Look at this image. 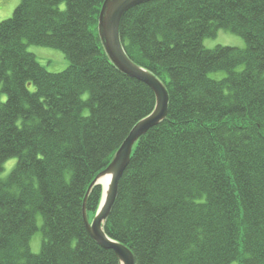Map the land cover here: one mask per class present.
I'll return each mask as SVG.
<instances>
[{
  "label": "trees",
  "instance_id": "16d2710c",
  "mask_svg": "<svg viewBox=\"0 0 264 264\" xmlns=\"http://www.w3.org/2000/svg\"><path fill=\"white\" fill-rule=\"evenodd\" d=\"M104 2L20 0L0 22V173L15 160L0 179V264H118L89 237L82 206L95 215L91 183L155 98L104 53ZM219 30L245 47L205 49ZM119 37L168 108L133 146L104 233L134 264H264V0L150 1L124 14ZM28 45L68 67L47 72Z\"/></svg>",
  "mask_w": 264,
  "mask_h": 264
},
{
  "label": "water",
  "instance_id": "95a60500",
  "mask_svg": "<svg viewBox=\"0 0 264 264\" xmlns=\"http://www.w3.org/2000/svg\"><path fill=\"white\" fill-rule=\"evenodd\" d=\"M154 0H105L98 17L97 31L104 53L109 61L123 75L144 83L150 88L155 98V106L150 115L140 120L129 132L126 139L115 153L111 163L94 181L93 186H101L98 180L104 176L110 177L109 185L102 188L98 209L88 223L83 202L82 219L89 237L101 248L111 250L118 264H134L132 253L122 244L110 239L103 230L109 212L114 204L118 181L127 167L133 146L151 128L160 124L167 116L168 94L163 84L151 73L134 64L125 54L119 37V25L122 17L130 9ZM89 190L86 196L89 193Z\"/></svg>",
  "mask_w": 264,
  "mask_h": 264
},
{
  "label": "rangeland",
  "instance_id": "374dc122",
  "mask_svg": "<svg viewBox=\"0 0 264 264\" xmlns=\"http://www.w3.org/2000/svg\"><path fill=\"white\" fill-rule=\"evenodd\" d=\"M19 2L20 0H0V22L9 19L12 16L14 9L18 6ZM203 46L205 49H213L217 46L239 48V49H243L245 47L244 42L241 38L224 30H219L214 38L205 39L203 41ZM27 51L36 57L38 63L42 67H44L47 72L60 73L64 71L69 65L68 61L58 50L28 45ZM238 70H240V67L238 68ZM209 76L214 80H221L225 77V74L222 72H217V73H212ZM4 101H5V96L1 95V102ZM14 165H15L14 159L6 162L2 172L0 173V179H5L13 169ZM100 189L102 192V186H100ZM93 218H94V214L92 215V217H88L87 218L88 223H91ZM36 225L38 228L41 227L40 216L36 217ZM41 242H42L41 232L38 231L32 236L29 245L30 251L33 254H39ZM233 264H238V263H233Z\"/></svg>",
  "mask_w": 264,
  "mask_h": 264
},
{
  "label": "bare ground",
  "instance_id": "6f19581e",
  "mask_svg": "<svg viewBox=\"0 0 264 264\" xmlns=\"http://www.w3.org/2000/svg\"><path fill=\"white\" fill-rule=\"evenodd\" d=\"M110 182V177L109 176H104L98 180V183L101 184L102 188L104 191L107 189V186L109 185Z\"/></svg>",
  "mask_w": 264,
  "mask_h": 264
}]
</instances>
